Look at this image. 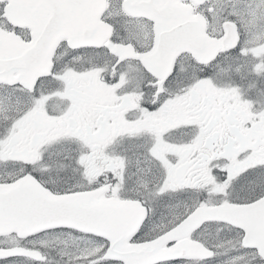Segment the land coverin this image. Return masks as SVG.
I'll return each mask as SVG.
<instances>
[{
    "label": "snow or ice",
    "instance_id": "snow-or-ice-1",
    "mask_svg": "<svg viewBox=\"0 0 264 264\" xmlns=\"http://www.w3.org/2000/svg\"><path fill=\"white\" fill-rule=\"evenodd\" d=\"M0 264H264V0H0Z\"/></svg>",
    "mask_w": 264,
    "mask_h": 264
}]
</instances>
